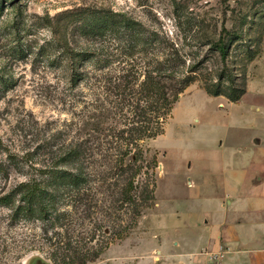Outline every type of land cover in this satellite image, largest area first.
<instances>
[{"label": "rangeland", "instance_id": "374dc122", "mask_svg": "<svg viewBox=\"0 0 264 264\" xmlns=\"http://www.w3.org/2000/svg\"><path fill=\"white\" fill-rule=\"evenodd\" d=\"M80 10H109L165 35L182 50L194 78L163 133L149 142L146 158L156 155L158 164L141 178L154 194L134 224L133 207L114 202L115 189L106 186L95 190L91 218L78 215L74 236L84 254L90 252L82 264H186L174 253L187 255L205 243L190 226L210 209L204 175L211 162L219 165L231 144L264 126V0H0V161H21L20 170L0 175V190L52 166L85 137L90 126L84 122L91 120L82 115H91L105 77L155 67V49L128 56L116 38L85 39L64 28L60 15ZM65 37L72 48H89L101 59L99 67L88 65V86L71 88L68 70L59 65ZM219 41L226 60L214 46ZM245 88L239 103H228ZM194 179L197 189L189 186ZM70 201L65 210H72ZM39 228L11 226L9 212L0 208V264H60L53 260L54 239H45Z\"/></svg>", "mask_w": 264, "mask_h": 264}, {"label": "trees", "instance_id": "16d2710c", "mask_svg": "<svg viewBox=\"0 0 264 264\" xmlns=\"http://www.w3.org/2000/svg\"><path fill=\"white\" fill-rule=\"evenodd\" d=\"M60 16L66 22L64 28L67 25L76 36L116 38L128 56L157 50L154 69L142 73L130 70L115 79L104 78V85L99 87L103 88V95L95 93L91 115H82L91 120L90 125L89 121L84 122L86 128L90 126L85 129V137L68 146L56 163L36 169L24 181L0 190V208L9 212L11 226L39 223L44 238L54 239L56 243L54 262L82 264L90 252L87 250L84 254L74 236L81 225L78 215L91 218L95 190L106 186L115 189V194L110 195L114 196V202L133 207L132 222L136 221V216L141 215L139 208L154 194L149 181L141 178L145 169L158 164L156 155L151 161L146 158L151 152L149 142L163 133L175 103L194 78L189 70L191 65L185 70L187 60L174 42L165 35L149 33L122 14L80 10L67 11ZM214 46L222 60H226L225 43L219 41ZM97 58L89 48L78 51L68 42L65 44L58 62L68 70L71 88L81 83L88 86L91 79L88 65L99 67L101 59ZM245 93L246 88L237 90L228 101L237 103ZM88 105L85 101L84 108ZM20 164L17 157H11L9 164L0 161V175H9ZM113 179L115 182L111 185ZM68 200H71V211L64 207L69 204Z\"/></svg>", "mask_w": 264, "mask_h": 264}, {"label": "crops", "instance_id": "0c3cea01", "mask_svg": "<svg viewBox=\"0 0 264 264\" xmlns=\"http://www.w3.org/2000/svg\"><path fill=\"white\" fill-rule=\"evenodd\" d=\"M253 89V93L261 92ZM258 132L231 144L219 165L211 162L214 167L204 175L210 209L204 219L190 226L205 243L187 255L175 251L177 257L183 256V263L216 264L209 260L208 253L227 247L220 264H264V126ZM198 182L190 180L189 186L197 189ZM203 249L205 252H201Z\"/></svg>", "mask_w": 264, "mask_h": 264}, {"label": "built area", "instance_id": "2783aa9c", "mask_svg": "<svg viewBox=\"0 0 264 264\" xmlns=\"http://www.w3.org/2000/svg\"><path fill=\"white\" fill-rule=\"evenodd\" d=\"M228 250L229 249L227 247H222L218 252L208 253V258L212 263L220 264L225 258Z\"/></svg>", "mask_w": 264, "mask_h": 264}]
</instances>
